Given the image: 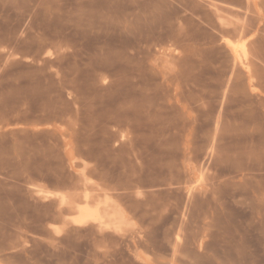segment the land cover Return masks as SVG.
Here are the masks:
<instances>
[{
	"label": "rangeland",
	"instance_id": "rangeland-1",
	"mask_svg": "<svg viewBox=\"0 0 264 264\" xmlns=\"http://www.w3.org/2000/svg\"><path fill=\"white\" fill-rule=\"evenodd\" d=\"M0 264H264V0H0Z\"/></svg>",
	"mask_w": 264,
	"mask_h": 264
},
{
	"label": "bare ground",
	"instance_id": "bare-ground-1",
	"mask_svg": "<svg viewBox=\"0 0 264 264\" xmlns=\"http://www.w3.org/2000/svg\"><path fill=\"white\" fill-rule=\"evenodd\" d=\"M224 30H225V29H224ZM222 32H223V31H222ZM226 33H227V32H226ZM211 37H212V36H211ZM227 42H228V43H233L234 40H233V41H232V40H231V41H227ZM235 42H236V41H235ZM237 43H238V42H237ZM238 44H239V46H241L240 43H238ZM238 44H236V45L238 46ZM242 44H244V43H242ZM237 46H235V44H234V47H236V48L238 49L239 46H238V47H237ZM240 48H241V47H240ZM240 48H239V49H240ZM240 50H241V49H240ZM240 50H237V51H236V52L238 53L239 56L242 55V53H241L242 51L240 52L241 54H239V51H240ZM242 50H243V49H242ZM234 58H235V57H234ZM239 58H241V57H239ZM242 59H243V58H242ZM242 59H241V60H242ZM239 61H240V60H239ZM243 61H244V60H243ZM249 63H250V62H249ZM244 64H246V63L243 62V65H244ZM246 65H248V64H246ZM249 66H250V65H249ZM244 67L246 68V66H244ZM251 71H252V70H251ZM251 71H249V72H251ZM102 188H103V187H102ZM107 188H108V187H107ZM109 188H110V187H109ZM134 188H135V187H134ZM98 189H99V188H98ZM135 189H136V188H135ZM83 190H84V189H83ZM100 190H101V188H100ZM106 190H107V189H106ZM111 190H112V189H111ZM111 190H110V191H111ZM40 191H41V190H40ZM103 191H104V189L102 190V192H103ZM110 191H109V193H110ZM77 192H78V191H77ZM82 192H84V191H82ZM44 193H45V192H44ZM78 193H80V192H78ZM84 193L87 194L88 192H84ZM90 193H91V192H90ZM45 194H46V196H52V193H51V192H46ZM75 194H76V192H75ZM88 194H89V193H88ZM96 194H97V193H96ZM106 194H107V193H106ZM76 195H77V194H76ZM91 195H92V194H91ZM71 196H72V195H71ZM78 196H79V195H78ZM82 196H83V193H82ZM103 196H104V194H103ZM84 197H85L86 201H84V199H81L82 201H84L83 203L78 204V205L75 204V205H77V207H76V206H75V207L73 206V207H74L73 209L77 208V211H78V212L76 211L77 214H75V216L72 215V216H74V217L72 218V221H71V222H73L74 224H77V225H83V224H86V223H87V225H88V222H91L90 224H92V222H96V223H98V224L104 226L105 224L110 223V222L107 221L106 216H108V220H109V221H110V219H111V218L109 219V217L114 218L115 216H116V217H119V216H120V217H121L120 220H123V219H122V218H123V217H122L123 214L120 212V211L122 210V207H120L121 209H117V208H119L120 204H117V205H119V206H116V208H115V209H117V211L119 212V216H117V215H118V214H117L118 212L115 213L116 215H115V214L113 215L112 212H114V211H112V212L110 211V213H109V211L107 212V211L105 210L104 207L101 208V206H100L99 203H96V204H95L94 202H92V203H94L95 205H90L89 203H90V200H92V199L90 198L89 202H87V201H88V200H87V195H85ZM84 197H83V198H84ZM100 197H101V196H100ZM105 197H106V196H105ZM61 198H62V197H61ZM71 198H72V197H71ZM74 198H75V197H74ZM74 198H73V199H74ZM81 198H82V197H81ZM66 199H67V198H66ZM88 199H89V198H88ZM96 199H97V198H96ZM96 199H95V200H96ZM113 199H114V198H113ZM67 200H68V199H67ZM75 200H76V199H75ZM104 200H105V199L103 198V201H104ZM116 200H118V199H116ZM62 201H65V200L62 198ZM73 201H74V200H73ZM109 201H111V198H109V200L106 199L105 202H109ZM66 202L68 203V202H72V201L69 200V201H66ZM78 202L80 203L79 200H78ZM78 202H77V203H78ZM97 202H98V201H97ZM99 202H101V201H99ZM111 202H112V201H111ZM111 202H110L109 205H108L107 203H104V202H103V204L101 203V205H103V206H104V204H105V205H108L109 207H108V206H106V207H108L109 210H110V209H111L110 207L112 206V208H113V205L116 203V202H115L114 204H112L113 202H112V203H111ZM62 203H63V202H62ZM67 203H66V204H67ZM60 204H61V203H60ZM63 204H65V203H63ZM66 204H65V205H66ZM69 204H70V203H69ZM72 204H73V203H72ZM61 205H62V204H61ZM59 206H60V205H59ZM70 206H72V205L70 204ZM114 206H115V205H114ZM122 206H123V205H122ZM61 207H62V206H61ZM69 208H70V207H69ZM111 210H112V209H111ZM119 210H120V211H119ZM61 211H62V209H61ZM63 212H64V211H63ZM60 213H61V212H60ZM111 213H112V214H111ZM63 214H64V213H63ZM66 214H67V213H66ZM109 214H111V215L109 216ZM120 214H122V215H120ZM112 215H113L114 217H113ZM67 216H68V215H67ZM72 216H71V217H72ZM120 217H119V218H120ZM119 218H117V220H118ZM105 219H106L107 223H106ZM114 219H115V221L113 220V223L116 224V226H115V225H114V226H115V227H118L119 224L116 223V222H118V221H120V220L117 221L116 218H114ZM68 221H69V220H68ZM104 222H105V223H104ZM64 223H66V221H64ZM68 224H69V223H68ZM100 225H99V226H100ZM108 225H109V224H108ZM108 225H107V226H108ZM110 225L113 226V224H112V220H111ZM111 226H110V227H111ZM77 227H78V226H77ZM104 227H105V226H104ZM53 228H54V227H53ZM100 228H103V227H100ZM108 229H109V227H108ZM55 230H56V229H55ZM59 230H60V229H58V231H59ZM56 231H57V230H56ZM58 231H57V232H58ZM59 232H60V231H59ZM59 232H58V233H59Z\"/></svg>",
	"mask_w": 264,
	"mask_h": 264
}]
</instances>
